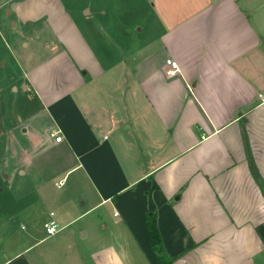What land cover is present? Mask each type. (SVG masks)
<instances>
[{
    "label": "crops",
    "instance_id": "crops-1",
    "mask_svg": "<svg viewBox=\"0 0 264 264\" xmlns=\"http://www.w3.org/2000/svg\"><path fill=\"white\" fill-rule=\"evenodd\" d=\"M149 212L264 264V0H0V264H159Z\"/></svg>",
    "mask_w": 264,
    "mask_h": 264
},
{
    "label": "trees",
    "instance_id": "trees-1",
    "mask_svg": "<svg viewBox=\"0 0 264 264\" xmlns=\"http://www.w3.org/2000/svg\"><path fill=\"white\" fill-rule=\"evenodd\" d=\"M147 229L151 246L158 258L159 264H172L173 259L165 252L162 237L157 226V216L153 212L148 213Z\"/></svg>",
    "mask_w": 264,
    "mask_h": 264
},
{
    "label": "built area",
    "instance_id": "built-area-1",
    "mask_svg": "<svg viewBox=\"0 0 264 264\" xmlns=\"http://www.w3.org/2000/svg\"><path fill=\"white\" fill-rule=\"evenodd\" d=\"M166 66H167L166 74L169 77H173L180 72V65L174 59H171V58L167 59ZM53 136H55L56 142H61L63 139L62 136L60 135L57 136V134H53ZM53 216H54V213H51V217ZM44 229L48 237H53L56 234H58V232L60 231L59 224L57 223L55 219H52V218L44 224Z\"/></svg>",
    "mask_w": 264,
    "mask_h": 264
},
{
    "label": "rangeland",
    "instance_id": "rangeland-1",
    "mask_svg": "<svg viewBox=\"0 0 264 264\" xmlns=\"http://www.w3.org/2000/svg\"><path fill=\"white\" fill-rule=\"evenodd\" d=\"M139 46V42L136 41V44H135V48ZM92 93L93 95L97 94L98 93V87H92ZM7 252H10V251H7ZM31 256V253H29L28 255H26V257L30 258ZM9 258L11 257V255L8 256Z\"/></svg>",
    "mask_w": 264,
    "mask_h": 264
}]
</instances>
